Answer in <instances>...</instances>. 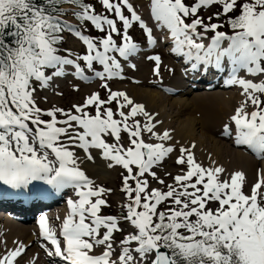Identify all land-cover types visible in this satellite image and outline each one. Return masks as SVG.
I'll use <instances>...</instances> for the list:
<instances>
[{"label":"snow or ice","instance_id":"obj_1","mask_svg":"<svg viewBox=\"0 0 264 264\" xmlns=\"http://www.w3.org/2000/svg\"><path fill=\"white\" fill-rule=\"evenodd\" d=\"M64 2L0 0V184L19 190L42 181L56 193L72 189L76 197L67 200L59 237L46 216L39 218L47 256L65 264H264V169L250 187L242 171L222 179L225 169L198 162L193 143L179 146L174 163L180 172L167 173L172 183L166 184L153 168L176 152L178 142L170 130H157L159 113L110 87L124 78L118 57L136 69L130 58L144 55L131 30L139 28L153 49L170 40V53L188 66L185 74L227 71L225 84L242 89L244 100L223 132L231 137L234 125L235 143L264 161V0H150L149 18L166 32L163 41L130 0H98L100 13L87 0H68L76 6V24L61 19ZM212 8L211 15L201 14ZM89 25L103 35L86 34ZM65 33L82 42L83 54L62 48ZM147 60L162 82V56ZM68 76L100 80L106 97L94 91L68 110L41 108L39 93ZM93 151L108 168L123 169L119 215L103 214L112 190L95 185L81 167L94 161ZM148 177L167 190L152 188ZM122 223L132 231L117 251L114 234L125 232ZM14 243L0 264H18L27 245Z\"/></svg>","mask_w":264,"mask_h":264},{"label":"bare ground","instance_id":"obj_2","mask_svg":"<svg viewBox=\"0 0 264 264\" xmlns=\"http://www.w3.org/2000/svg\"><path fill=\"white\" fill-rule=\"evenodd\" d=\"M145 1L148 2V0ZM141 4L142 12L139 14L142 18L145 14L150 15V7H148L147 4L145 7L144 2H141ZM149 26L154 28V35L163 41L166 32L162 33L157 29L154 20H151ZM209 36H211V34H209ZM205 43H207V41H205ZM170 46L171 41L169 40L155 49L150 51L145 50L146 54L143 58H139V60H135L131 57L132 59L130 58V62L136 64L137 67L136 69L130 67H127V69L124 68V78L117 79L116 82L118 86L115 90L126 91L136 102L143 104L146 110L152 113H159L157 119L162 120L163 125L158 126L157 130L168 129L171 131L173 142H178L176 144L177 150L171 154L170 158H166L161 162L163 165L169 164L176 167L177 165L174 161L179 155V146H190L194 143L196 145L194 148L196 152H194L195 157L197 161L201 162L205 167L215 161L216 165L222 166L225 169V173L222 174L223 178L235 171H242L245 173L249 182H255L258 179V169H264V162L259 160L247 146L237 145L235 143L234 125H232L234 133L232 140L230 139L231 137L224 135L223 132L224 124L230 123L229 117L234 114L235 109L240 106L244 100V96L241 95L242 89L239 86H229L225 84L224 81L227 76V71L224 74L217 73L215 70L203 75L202 73H194L191 71L185 74V68L188 66L184 64L183 58L170 53ZM153 53H159L164 57L162 82L153 75V64L150 70L149 64H151V62L149 61V64L145 63V61H148L147 55ZM169 58H171V60ZM120 60L126 62L123 61L122 58H120ZM128 63L129 62H126V64ZM169 67L175 70L174 74L169 72ZM210 73L213 74V76L207 81L206 77ZM195 74H198L199 78L205 77V85L201 82L194 83L191 86L189 82L192 81ZM239 75L241 77L254 79L255 82L259 81V78L247 76L244 71H241ZM62 81L63 83L59 84L61 92H63L62 89H67L65 86H67L68 82L71 80L68 81L65 79ZM78 82L85 86L88 94L98 91V86H101V81L98 79L90 83L81 80H78ZM54 87L55 86L50 89L53 90ZM150 87L154 88L152 89L154 91L152 94H149L148 88ZM203 87L205 89L201 90L200 88ZM218 90L224 92L221 93ZM192 95L193 97L190 103H188L187 101L190 99L188 96L191 97ZM167 107H170L171 111H169ZM188 110H194L191 113L194 118L191 116L188 119L189 121L179 120L183 113ZM248 111H251V105L248 106ZM196 127H198V130L200 129V131H202L203 135L201 137L195 134L196 131H194V129ZM218 127H220L219 129L221 130H218ZM145 139L150 142H155L154 140H149L147 136H145ZM228 144L231 147L230 149L228 148ZM239 148L244 152L239 150ZM93 154H96L100 160L97 161L96 164H91L87 161L84 166L87 167V170L91 172L94 177L96 176L94 178L95 180L97 178V181L102 183L108 180L109 172H111V174L119 172V167L108 168V162L100 156L99 152L93 151ZM44 185L51 187L42 181L33 182L27 189L19 190L0 184V207L10 208L17 216L16 218L13 214L14 218H16V220L13 221L9 217L12 213L8 214L4 213L5 211H0V255H3L6 249L15 248L16 245L14 241H21L27 245V248L25 253L22 254V257L18 258V264H33V260L34 264L65 263L61 258L47 256L45 246L50 247V245L40 234L39 218L42 215L46 216L48 218L49 227L54 229L56 235L59 237L63 221L69 213L67 205V200L69 199H67V196L69 195H63V193H66L67 189L63 192L56 193L54 189H50L49 187L46 189ZM20 192L34 194V197L32 198L31 205L26 211L17 213L15 209L22 205V201L15 199V195ZM72 199L75 198L72 197ZM6 216L9 218H6ZM35 223L36 225L38 224L37 229ZM35 230L38 235L35 233ZM102 251L103 249L100 251H97V248L95 249L97 254Z\"/></svg>","mask_w":264,"mask_h":264},{"label":"rangeland","instance_id":"obj_3","mask_svg":"<svg viewBox=\"0 0 264 264\" xmlns=\"http://www.w3.org/2000/svg\"><path fill=\"white\" fill-rule=\"evenodd\" d=\"M87 2L93 3L95 5L96 11L98 13L103 11V9H102L100 3L98 2V0H87ZM130 2L133 3V5L135 6V8H136L138 13L142 12V10H141L142 9L141 2H144L145 7H146V4L148 5V7H150V1L149 0H148V2L145 1V0H143V1L130 0ZM63 8H66V9H64L66 11V15L62 16L61 19L66 20L67 22H69L71 24H76L75 17L72 14L74 12V9H75V8H73V5H71V6L67 5V6H64ZM216 10H217L216 8H212L211 10H203L201 14L204 15L205 17H207V16L211 15L212 13H214ZM149 17H150V15H146V14L143 15V19H145L150 24L151 23V19ZM212 22L215 23L217 21L215 19H213ZM88 28H89V30L87 31L86 34H89V35L94 36V37H100V36L103 35L102 33H99V32H97L95 30H92L91 29V25H89ZM221 30H225L226 31L227 29H221ZM209 34H211V33H209ZM131 35L133 36L134 40L141 45V50H142V53L144 55L146 54L145 50L150 51V50L153 49L152 47L146 46L145 37H144L142 31L139 28H134L133 30H131ZM65 36H66V43H64L62 45L63 49L71 50L75 54H83L84 53L85 46L82 44V42H80L78 39L74 38L73 36H71V35H69L67 33H65ZM153 54H155V53H153ZM144 55H139L138 54L137 56L132 57V58L135 59V60H139V58H143ZM162 58H164V57H162ZM118 59H120V58L118 57ZM169 59L171 60V58H169ZM121 63H122V66L125 69H127L128 64H126V62H122V61H121ZM145 63L149 64V61H145ZM151 66H152V62H151V64H149V69L150 70L152 68ZM65 79H67L68 81L69 80H71V81H69L67 86H65V88H67V89H62L63 92H61V89H59L60 88L59 84L60 83L62 84L63 83L62 80H65ZM152 79H154V78H152ZM93 81H95V80H93ZM116 81H117V79L110 82V87L113 90H115L116 87L118 86V83ZM53 86H55L53 90L48 89V90L41 91L39 93L38 99H39V106L41 108L47 109V108H51L53 106H56V107H61V108H64L65 110H68V109L71 108V106L73 104H81V103H83L85 97L87 95H89L88 92H86L87 89H85V86L80 84L78 82V79H76V78H74L72 76H68L67 78L57 79L54 82V84L52 85V87ZM77 87L79 88V91L75 90ZM98 88H99L98 91L100 92L101 96L102 97H106V92L104 91V89L101 86H98ZM57 89H59L60 91L57 90ZM145 89H147V88H145ZM148 89H149V94H152L154 92L152 90L154 88L150 87ZM200 89L204 90L205 88L203 87V88H200ZM55 90H57V91H55ZM219 92H221V91H219ZM223 92H221V93H223ZM233 92H235V91H233ZM58 93H62V95H58ZM193 93H195V92H193ZM193 93H190V94H193ZM44 97H46L47 99L45 100ZM188 97L190 99L187 102L190 103L191 98L193 97V95L191 97L190 96H188ZM167 108H168L169 111H171L170 107H167ZM252 110H253V107L251 106V111ZM193 111L194 110H188L187 112H184L179 120H182V121L183 120H185V121L188 120L189 117L192 116L191 113ZM182 118H184V119H182ZM192 118H194V116H192ZM45 119H47V117H45ZM219 128L220 127H218V130H221ZM194 131H196L195 134L198 135L199 137H201L203 135L202 131H200V129L198 130V127H196L194 129ZM233 134H232V136L230 138L231 140L233 139L232 138ZM145 141L146 142H150V141H147L146 139H145ZM124 142L127 145V136L126 135L124 137ZM228 148L229 149L231 148L230 145H229ZM239 150L243 151L240 148H239ZM193 151L195 152V149H193ZM78 154L80 156H83L82 152H79ZM93 156L95 158L94 161H88V162H90L91 164L92 163L96 164V162L99 161L100 159L98 158V156L96 154L95 155L93 154ZM85 162H87V160L84 161V163L81 165V167L86 171V174L89 176V178L94 181L95 185L102 186V187H104L106 189H111L112 190L106 196V199H107L108 204L110 205V207L103 208V214H106V215L107 214L119 215L120 212L122 211L120 205L125 202V193L121 191V188H122L121 172H123V169H121L119 167V172L113 173V174H111V172H109L108 180H106L105 182L100 183V182L97 181V178H96V180L94 179L96 176L94 177L93 174L87 170V167L84 166ZM153 169H154L153 171H155L157 173V175L161 179L165 180L166 184L172 183V176H174V175H176V174H178L180 172V167H177V166L173 167V166H171L169 164L163 165V163H160L159 166H156ZM167 173H171L172 176L167 175ZM227 176L229 177L230 174H228ZM227 176L226 177L224 176V178H227ZM101 177H102V175H101ZM221 178L224 179L223 176ZM148 179H149V183H150L152 188H164L165 191L167 190L163 185L158 184V182L154 181V179H152L151 177H148ZM247 182H248V187H250L253 184L254 181H250L249 182L247 180ZM245 190L247 191L248 188H246ZM66 194L69 195V196H67V199L68 198H72V197L76 199L74 191L72 189H67L66 193H63V195H66ZM216 206L217 205H215V204H211L210 205V207H213V208H215ZM10 219L13 220V221L16 220V218L15 219L10 218ZM37 220L38 219L36 218V221ZM35 227L37 229L38 224L36 225V223H35ZM121 227L125 230V232L124 233H116V234H114L115 235L114 238H115V240L117 242V251L119 250L118 249L119 241L123 238V235L126 234L127 232L132 231V229L128 226L127 223H122ZM35 233L38 235L36 230H35ZM100 250H102V248L97 247V251H100Z\"/></svg>","mask_w":264,"mask_h":264},{"label":"trees","instance_id":"obj_4","mask_svg":"<svg viewBox=\"0 0 264 264\" xmlns=\"http://www.w3.org/2000/svg\"><path fill=\"white\" fill-rule=\"evenodd\" d=\"M65 5H73V4H71L70 2H68V0H65V2L64 3H62V4H60L59 5V7L61 8L62 6H65ZM74 7H76L75 5H73ZM62 9V8H61ZM65 13H66V11L64 10V9H62ZM75 11V10H74ZM74 13V12H73ZM72 13V14H73Z\"/></svg>","mask_w":264,"mask_h":264}]
</instances>
